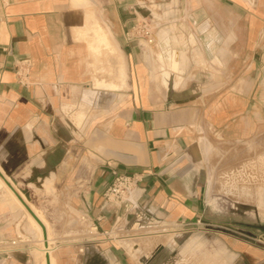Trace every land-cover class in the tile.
<instances>
[{
	"label": "crops",
	"instance_id": "crops-1",
	"mask_svg": "<svg viewBox=\"0 0 264 264\" xmlns=\"http://www.w3.org/2000/svg\"><path fill=\"white\" fill-rule=\"evenodd\" d=\"M155 1L0 0V171L61 197L104 238L59 244L57 264H136L112 244L114 232L142 230L117 237L134 256L171 235L148 229L213 223L192 147L208 132L264 134V0H183L206 22L201 32L211 39L199 49L222 67L211 78L200 73L208 86L173 90L159 83L154 57L135 36ZM115 172L134 177L143 194L103 209ZM253 236L228 242L237 264H264V232ZM17 239L12 223L0 229V240ZM72 244L84 252L65 247ZM27 253L16 250L8 264H28Z\"/></svg>",
	"mask_w": 264,
	"mask_h": 264
},
{
	"label": "rangeland",
	"instance_id": "rangeland-1",
	"mask_svg": "<svg viewBox=\"0 0 264 264\" xmlns=\"http://www.w3.org/2000/svg\"><path fill=\"white\" fill-rule=\"evenodd\" d=\"M147 7L149 9L145 8L144 11L148 13L142 23L151 26L157 44L146 46V50L147 56L154 57L156 62L152 70L157 72L159 83L168 90L179 86L195 88L201 83L208 86L210 81L200 79V73H209L211 78L215 75L216 68H221L222 65H211L213 51L199 49L200 44L204 45L211 39L209 34L201 32L200 27L206 22L193 17L189 6L183 0H157L149 3ZM168 42L172 46L170 49L158 48L161 44L165 47ZM162 51H166L165 54ZM174 51H185L184 58L181 57L185 61L181 66L182 74L173 73L167 68L165 59L168 60L169 54ZM83 118L84 114H80L77 120L81 122ZM199 142L191 149L192 154L198 156L192 164L201 174L206 190H209V204L213 209L208 207V212L212 214L213 223L200 221L195 224L163 225L148 229H166L171 235H163V239L155 240L147 251L134 256L132 248L119 242L117 237L142 230H137V227L131 232H114L112 244L124 248L136 264H142L140 258L145 254L151 257L160 246H164V250L153 258L151 264H237L228 242L250 241L254 233L264 232V190L261 191L264 189V162L260 160L264 151V134L245 140H229L208 132ZM10 178L49 224L52 247L88 239H95L99 244L104 239L81 212L61 202V197L43 190L38 192L39 184L28 185L18 182L16 178ZM7 190V187L0 190V229L12 223L18 237L14 241L19 243L15 248L27 250L28 264H44V257L37 250L42 247L38 231L30 226L31 221L25 210L20 207L9 208L7 204H12L13 200L9 201ZM12 242L0 240V264H8L13 259L16 250L7 253L8 245ZM100 245L104 248L111 243L101 242ZM29 246L32 247L31 250L28 249ZM65 247L74 248L78 252L82 249L81 244Z\"/></svg>",
	"mask_w": 264,
	"mask_h": 264
},
{
	"label": "built area",
	"instance_id": "built-area-1",
	"mask_svg": "<svg viewBox=\"0 0 264 264\" xmlns=\"http://www.w3.org/2000/svg\"><path fill=\"white\" fill-rule=\"evenodd\" d=\"M135 36H138L142 40L145 46H155L157 43L156 36L151 28L146 23H141L137 26L135 30ZM115 180L113 184L107 189L104 194L103 209L109 208L111 206L120 207L123 203L127 202L134 205L142 197V190L138 186L137 180L134 177L120 174L115 172ZM97 230V228H94ZM19 243L13 241L8 245L9 249L7 253H12L17 250Z\"/></svg>",
	"mask_w": 264,
	"mask_h": 264
},
{
	"label": "bare ground",
	"instance_id": "bare-ground-1",
	"mask_svg": "<svg viewBox=\"0 0 264 264\" xmlns=\"http://www.w3.org/2000/svg\"><path fill=\"white\" fill-rule=\"evenodd\" d=\"M102 41H106L107 42V37H103ZM167 44V43H166ZM167 46V45H166ZM110 49V48H109ZM170 49V48H169ZM165 50V48H164ZM164 52V51H163ZM166 52V51H165ZM185 52V51H184ZM184 52H178V51H174V53H170L169 54V58L168 60L165 59L166 65L168 70H171L173 73H178V74H182V70H181V66L179 63V60L181 57L184 58ZM112 54V53H110ZM167 56V55H165ZM186 58V57H185ZM186 60V59H185ZM182 61V59H181ZM187 61V60H186ZM183 64V63H182ZM185 64V63H184ZM185 71V70H184ZM110 84V83H109ZM102 85V84H101ZM100 85V86H101ZM122 86V85H121ZM111 87L117 88L116 85H111ZM110 87V88H111ZM1 172V171H0ZM2 174V173H1ZM3 175V174H2ZM4 176V175H3ZM4 178L11 183V186L14 188V184L13 182L9 181L5 176ZM4 187H7V194L9 195V201H12L16 204L17 207H20V209L25 210L30 221H31V227L34 226V229L36 228V230L38 231L39 237H40V243L42 245V247L37 248V250L42 254V256L44 257V264H57L56 262V258L53 256V251H54V247H52V238H51V234L47 233L46 230V238L44 236V232L42 227L40 226V224L36 221V219L28 212V210L25 208V206L23 205V203L19 200V198L16 196V194L14 193V191L6 184L5 180L1 177L0 175V190L3 189ZM15 190V188H14ZM16 191V190H15ZM17 192V191H16ZM19 194V196L24 200V202L31 208V210L35 213V215L38 217V219L43 223V225L45 224L48 227V224L46 223V221L44 220L43 216L39 214V212H37L25 199V197L20 193L17 192ZM44 225V226H45ZM49 228V227H48ZM46 229V227H45ZM20 236H22L23 238H25V235H23L21 232H19ZM155 235V234H154ZM153 235V236H154ZM144 236V235H143ZM150 237V236H149ZM140 238V237H139ZM152 238V237H151ZM146 239V238H145ZM91 239H88L86 241H82L81 244L84 245L87 242H90ZM147 242V241H146ZM57 244V243H56ZM84 248L82 247V249L80 250L81 252H84ZM48 254L49 256L45 255ZM150 255H148L147 257H149Z\"/></svg>",
	"mask_w": 264,
	"mask_h": 264
},
{
	"label": "water",
	"instance_id": "water-1",
	"mask_svg": "<svg viewBox=\"0 0 264 264\" xmlns=\"http://www.w3.org/2000/svg\"><path fill=\"white\" fill-rule=\"evenodd\" d=\"M1 177L5 180L6 184L14 191V193L16 194V196L19 198V200L23 203V205L25 206V208L28 210V212L36 219V221L40 224V226L43 229L44 232V236L46 238L47 234H46V229L45 226L43 225V223L38 219V217L35 215V213L31 210V208L24 202V200L19 196V194L14 190V188L11 186V184L4 178V176L1 174ZM164 250V246H160L158 248V250L154 253H152L151 257H147V256H143L140 258V262L142 264H151L153 261V258L158 256L162 251ZM49 264V263H48Z\"/></svg>",
	"mask_w": 264,
	"mask_h": 264
}]
</instances>
